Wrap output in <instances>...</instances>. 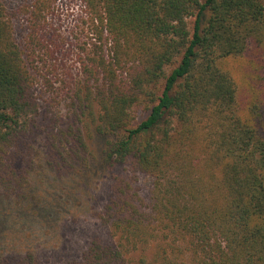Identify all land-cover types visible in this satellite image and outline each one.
I'll return each mask as SVG.
<instances>
[{
  "label": "trees",
  "instance_id": "trees-1",
  "mask_svg": "<svg viewBox=\"0 0 264 264\" xmlns=\"http://www.w3.org/2000/svg\"><path fill=\"white\" fill-rule=\"evenodd\" d=\"M80 1L91 51L72 116L110 136L105 162L125 174L96 213L109 242L69 264H264V0ZM45 6L28 10L33 31ZM31 48L0 1V193L20 205L28 177L15 164L41 128ZM46 139L60 175L90 165L80 127ZM0 264L40 263L27 250Z\"/></svg>",
  "mask_w": 264,
  "mask_h": 264
},
{
  "label": "rangeland",
  "instance_id": "rangeland-1",
  "mask_svg": "<svg viewBox=\"0 0 264 264\" xmlns=\"http://www.w3.org/2000/svg\"><path fill=\"white\" fill-rule=\"evenodd\" d=\"M0 1L17 42L35 49L39 59L33 68L41 127L28 155L15 164L18 172L27 174L29 200L20 205L0 193V253L14 256L31 250L40 264H69L79 260L93 240L109 242L96 213L110 199L114 176L125 174L124 165L109 167L105 162L110 136L97 134L72 116L71 87L82 79L78 61L83 49L86 54L91 51L84 47L88 41L85 11L80 0H43V19L35 32L28 13L33 0ZM193 21L188 20L190 26ZM32 38L41 41L42 48L31 46ZM135 116V121L145 118L137 110ZM70 124L82 130L92 159L81 173L60 175L48 163L46 134ZM148 187L149 181L141 176L140 196H146Z\"/></svg>",
  "mask_w": 264,
  "mask_h": 264
}]
</instances>
